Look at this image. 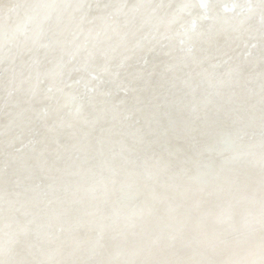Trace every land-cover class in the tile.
Listing matches in <instances>:
<instances>
[{
  "label": "water",
  "instance_id": "obj_1",
  "mask_svg": "<svg viewBox=\"0 0 264 264\" xmlns=\"http://www.w3.org/2000/svg\"><path fill=\"white\" fill-rule=\"evenodd\" d=\"M129 1L137 5L115 14L110 27L124 35L110 48L132 43L134 55L120 63L109 54L105 68L133 71L100 75V90L76 88L64 126L50 109L27 122L33 105L25 103L12 110L21 123L0 131V256L10 264H239L235 245L245 251L241 264H264V0ZM68 36L65 78L80 62ZM101 97L115 102L87 120L86 102ZM91 232L93 249L79 242ZM54 239L65 241V259Z\"/></svg>",
  "mask_w": 264,
  "mask_h": 264
},
{
  "label": "bare ground",
  "instance_id": "obj_2",
  "mask_svg": "<svg viewBox=\"0 0 264 264\" xmlns=\"http://www.w3.org/2000/svg\"><path fill=\"white\" fill-rule=\"evenodd\" d=\"M115 2L116 0H0V131L9 126V123L19 121V118L12 116L21 113L17 112L15 115L12 110L13 108L17 110V106L22 109L23 106H26L25 103L29 104L28 108L30 109H32L30 104L33 105L32 113L31 111L27 112L29 116L30 114L33 116H28L25 120L34 118L38 113L44 117L50 109L54 117V120L52 116L50 117L53 122L64 126L65 115L68 114L67 110L69 109L67 107L74 102L71 100H73L72 96L76 94V88L82 92L98 88L102 84L98 78L105 76L107 79L114 80V78H119L120 73L125 74L126 70H131V64L124 67L122 71L116 66L121 65L123 60H129L134 55L130 52L135 47L134 45L131 46L132 43L129 46H123V42L120 41L118 44L121 45L120 52L110 48L117 40L119 42L124 35L123 30L119 31L118 27L114 28L110 25H118L115 14L117 13L118 16L120 10L124 13H130L135 9L137 1L121 0L122 4ZM150 8L153 9V7ZM149 14V11L143 14L145 19H148L147 22L151 21V18H146V16L149 17ZM69 26L70 29H67ZM67 30L68 34H66ZM69 33L75 39L69 49L75 47L74 52L80 56V62L69 66L68 76L71 75L65 78V48L68 49V44L71 41H68L69 38H67ZM105 33H108L109 36L99 40L98 37H103ZM16 50L20 51L17 53ZM51 52L56 53L52 57L53 59L49 58ZM109 54L118 56L120 60V63L110 67L111 70L105 68L111 58H108ZM43 62H45L44 65H42ZM78 68L80 72L77 76L75 70ZM134 70L138 71L139 69ZM132 71L133 69L129 73ZM140 72L143 71L140 70ZM100 75L103 76L100 77ZM113 76L118 77L113 78ZM162 77L165 78V75ZM49 88L57 91V98L51 95ZM98 90L100 89L98 88ZM11 92H14L15 95H12ZM114 102H106V99L102 97L101 99H90L86 102L90 109V116L87 115L85 118L91 121L99 114L107 115L108 106L102 105L98 108L99 104ZM103 108H105L104 114L100 113ZM34 110L36 111L33 113ZM26 121L28 122V120ZM53 126L46 123L44 128L51 129L52 127L54 132L56 129ZM0 211V214H3L4 211L1 210V207ZM91 225L101 226L94 221ZM222 239L226 241L227 237L223 236L220 240ZM54 241L56 242L52 244L53 251L56 250L60 254L59 257L65 259V241L57 242L55 239ZM79 242L86 246L91 245L93 249L92 232ZM52 247H49L50 251H52ZM30 249L29 254L32 255L36 254L39 248L31 247ZM79 250H84L86 255L91 251L89 248ZM43 252L42 254H44ZM244 253L245 251L241 249L237 251L235 245L231 248L233 259L239 264L246 260ZM246 253L248 254V252ZM52 255L54 258V254ZM44 256L46 255L44 254ZM5 257L0 256V264H10L5 261L7 256ZM56 257V260L60 259L57 255Z\"/></svg>",
  "mask_w": 264,
  "mask_h": 264
}]
</instances>
